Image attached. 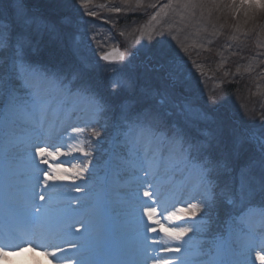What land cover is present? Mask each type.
<instances>
[{
  "label": "snow or ice",
  "instance_id": "snow-or-ice-1",
  "mask_svg": "<svg viewBox=\"0 0 264 264\" xmlns=\"http://www.w3.org/2000/svg\"><path fill=\"white\" fill-rule=\"evenodd\" d=\"M64 2L49 0L52 8L46 15L36 10L33 0H0V119L6 158L11 159L15 152L30 163L33 189L42 186L55 190L66 183L72 186V191L79 193L86 191L78 181L87 182L86 171L93 153L79 146L69 150L50 149L39 141L53 134L63 136L68 131L63 122L52 121L54 116L66 113L70 119L85 106L96 113L115 109L102 94L103 86L86 78L85 65L65 64L69 56L77 55L78 47L70 42L82 25L72 12L60 13L59 6ZM240 2L242 6L264 7L258 0ZM41 56L47 57V64L37 61ZM103 58L108 59L107 56ZM120 59L124 60L123 53ZM141 67L140 76L125 74L108 85L112 96L126 93L131 97L116 106L119 114L112 125L114 132L108 152L113 162L112 178L124 176L135 185L137 204L146 202L140 199L141 192L147 201H151L143 209L148 226L141 239L145 244L156 243V238L150 234L162 233L172 241L164 252L183 253V257H151L153 264H190L189 250L184 247L185 238L194 228L197 231L202 228L185 226L181 222L195 221L211 206L224 209L230 219V223L224 225L227 235L219 237L216 253L219 260L214 264H225V257H230L227 264H251L256 236L247 217L256 210L249 208L247 213L242 211L232 215L228 209L250 205L257 197L264 201V128L243 127L229 115L221 114L223 101L214 96L207 98L203 106L189 103L187 98L195 87V77L183 58L161 49L149 53ZM138 105L139 110H136ZM174 117H182L183 123ZM69 127L74 136L89 131L93 139L102 135L91 122ZM14 128H26L29 134L15 135ZM75 153L89 158L88 163L83 167L69 166L62 161L50 163ZM40 165H47V168L42 169ZM176 171L193 174L210 202L177 207L166 217L173 225L166 226L157 218L154 205L158 203L160 178ZM39 199H46L43 192ZM33 207V219L44 223L40 206ZM81 212L88 217L85 232L91 234V239L82 245H74L82 250L83 258L72 264H123L115 258L119 255L118 250L105 241L108 227L101 205L85 201ZM258 215L264 224V208ZM140 226L144 227L143 221ZM259 242L264 248V233ZM57 252L63 253L64 249L57 245L45 255L55 258ZM144 252L150 256L147 248ZM0 255L6 253L0 251Z\"/></svg>",
  "mask_w": 264,
  "mask_h": 264
},
{
  "label": "rangeland",
  "instance_id": "rangeland-1",
  "mask_svg": "<svg viewBox=\"0 0 264 264\" xmlns=\"http://www.w3.org/2000/svg\"><path fill=\"white\" fill-rule=\"evenodd\" d=\"M120 1L121 4L116 1L107 0L98 2L97 0H78L76 4H74V8L68 7L66 4L67 2H64L65 4L62 3L59 6L60 13L72 12V14L75 15L78 20H80V17L78 16H82V12H84V14H89V16H91L93 19L98 20L91 22H80L82 28L79 32L75 33L74 40L70 42V45L71 43H75L78 47L76 56L81 62L78 63V65H85L86 68H93L94 66L97 68H109L110 74H114L111 79H114L119 75L134 74L137 71L136 69L134 70L135 72L132 73L134 69V65L132 64V56L131 61L129 62L130 54L128 53L132 51H134L133 54L136 52L138 53L136 56H139L138 60L140 61V65H142V62H146V57L149 53H154L161 49L178 57H180L182 52L183 55H186L188 54L185 53L187 47L191 44L195 45L196 40L198 39L195 48L192 50L193 53L191 56H188L184 59L186 61L188 70L192 71L195 77V87L187 99L191 101V104L194 102L198 104L202 103V105H204L207 98L214 96L218 100L223 101L221 108L231 111V118L241 126L247 128H264V114L263 110L260 111V109H263L264 106V96L260 92H253L252 94L249 93L247 96L244 95L242 97L240 95L241 92L248 91L249 87L247 83H242V85L238 86L239 88H237L239 91L236 90V92L232 94L228 100L221 96L220 87L224 89L223 84L229 85L233 83L222 80L224 77L222 70L214 65V68H218V70L222 72V75H219L218 80H215L214 83H208L204 78V73H206V71L203 69V66L201 63H195L196 61L194 62L193 60H204V55H201V53L205 51L207 47H210V43L215 38V32H213L214 28L210 31L204 32L206 29L202 27L204 24L202 23L203 20H209L214 12L221 19L230 14L231 18H234V21L241 19L240 23H242L244 27H247L246 25L248 24L253 26L260 25L259 28L262 26L260 30L264 31V21L261 20L264 16V7L248 5L242 6L240 0H238L237 5L232 8L222 6L224 5L223 0H182L180 7L175 5V0ZM33 2L36 10L39 13L46 15L50 13L52 5L49 3V0H33ZM109 3L111 6H107ZM125 3L131 4L134 10L138 9L139 7L150 8V14L145 16L147 17V21L144 23L137 19L132 23L131 20L126 21L129 18V15H135V13H132L133 10L130 8L125 9L123 6ZM258 3L264 4V0H258ZM154 8H156L155 11H153ZM153 17L155 18L153 19ZM115 23L119 24L114 26ZM188 24L190 25V28H187ZM238 25L239 23L236 26L238 27ZM117 27L119 29H117ZM244 32L245 30L242 32V34ZM176 35H180L181 42L179 45H174L173 48L166 49L173 46L171 42H173L172 40ZM206 35H209V37H206ZM119 37L120 44L122 43V48L125 51L124 60L119 63L105 65V63L100 61L99 57L107 50L113 49L116 47V45H119ZM162 37H164L165 40L162 39ZM203 37H205L206 40L202 39ZM226 45L227 43L225 42L224 52L228 51L231 47L229 44V46ZM134 56L135 55H133V57ZM234 56V54L231 55V58ZM242 61L245 63L243 58ZM198 63L199 65H197ZM239 67V65L236 66V68L230 73V77L239 73ZM126 68L128 69V73ZM229 68H231V64L228 65V69ZM140 69L142 70V67H140ZM227 74H229V71L227 73L226 64V76ZM135 75L140 76L137 72ZM120 78L121 77H119V79ZM234 85L237 86L236 84ZM100 123H102V120L98 124ZM102 127L103 126L99 127V125H97L95 128L99 130ZM101 131L103 132V130ZM92 140L95 141V139L92 137H85V139L79 138L76 146L82 147L85 151L91 152L93 146H95L92 143ZM110 141L111 138L109 139V142ZM59 142L60 143L58 145L63 143L61 140ZM51 146L52 145H48L49 148H51ZM33 153L35 154L34 149ZM78 154L79 153H75V155ZM104 155L108 156V152L104 153ZM68 158H72V156L62 157L61 160L50 161V163L58 164L62 161L64 164H66L65 162ZM90 159L92 163V161H94L93 157L91 156ZM88 160L89 158H84V165L88 163ZM8 161V158H3V161H1L0 158V173L1 169L7 168L4 171L20 173L23 176V172L21 170H24L26 172L24 183L29 186V189L33 190L35 194L42 191L45 195L46 199L44 200V205L46 208L41 212V216L45 217V222L37 223L35 221L34 228L32 229V235L34 237L30 240L28 245L25 244L21 249L16 251L0 249V251L6 253V255H0V264H72L74 261L81 260L83 258V252L78 247H74V245H82L86 240L91 239V234L85 232V225L87 224L88 217L81 212L82 205L85 203V201H93L91 194L87 192L78 193L72 191V186L66 183L58 186L55 190L44 189L42 186L37 187L40 190L37 188L33 189L32 185L34 180L33 174H31L32 168L30 167L29 169H26L24 165L20 166L22 163L19 164L12 160V162H15L14 165L16 166H14L11 161ZM106 162L107 160L104 161L101 166L93 163L97 167H92L90 163L87 169L89 174H99L97 178L101 179L98 183L100 184L98 185L100 188L102 186L101 181L104 177L105 172L103 169L105 168ZM40 167L44 169L47 168V165H40ZM49 171L51 170L49 169ZM19 178H21V176H19ZM40 179L42 180V176ZM1 181L2 177L0 176V191L3 192L4 190L5 193V188L6 190L10 188L6 185L4 187ZM109 185L112 188L116 187V189H120L121 186L120 183H111V180L109 181ZM98 187L96 186V188H93L98 190ZM95 197L96 195L94 196V199ZM140 199L144 201L147 200L143 197L142 192L140 193ZM166 199L167 196L164 195L162 196L161 201L163 202ZM77 201H80L81 203L78 204ZM135 204H137L135 192L132 194H119L117 197H111L110 202L107 204H100L104 213V219L107 227H110L111 231L112 228H114L115 233L117 229V231H119V233L116 234L117 238L120 240L119 246H113L112 239L107 234L105 237L106 243L110 247L118 250L119 255L116 257H119V260L122 261L123 264H153L151 257L158 256L183 257V253L176 254L163 251V249L168 247L172 241L168 237H165L162 233H151L150 235L155 237L157 242L152 243L149 241L147 244H145V242L141 239V236L144 234V228L148 226V222L146 217L143 216V211L134 212L135 209L133 210V206ZM70 208L74 211H72ZM130 210H132V213H135L136 215L132 214ZM157 211V218L160 219L161 222L166 226H171V220L166 218L170 215H166L167 213L165 212H159L158 208ZM109 212L117 220L118 228H116L115 225L110 226L108 223L107 213ZM62 214L63 218L59 219L57 222V219ZM64 215L67 216L64 218ZM27 220L31 221L32 219ZM47 220L48 222H46ZM140 221H143L144 227L140 226ZM77 228H80L79 232L76 231ZM41 232L44 237H48L47 239H43V241L39 242L40 244L45 245L46 248L40 247L36 249V246L38 245V237L35 236L41 234ZM57 245L64 249L63 253L57 252L55 258L51 257L50 255H45V252H51ZM188 245L189 242L187 241V243L184 245L185 249H188L186 248ZM145 248L148 249L150 256L145 254ZM13 252H17V255H15ZM187 258H189L188 260L190 261V264H196V260L193 258L191 250L189 251Z\"/></svg>",
  "mask_w": 264,
  "mask_h": 264
},
{
  "label": "trees",
  "instance_id": "trees-1",
  "mask_svg": "<svg viewBox=\"0 0 264 264\" xmlns=\"http://www.w3.org/2000/svg\"><path fill=\"white\" fill-rule=\"evenodd\" d=\"M77 1L78 0H71V3H69L68 0H66L65 3L67 2L66 4L68 5V7L72 8L74 4H76ZM98 1H104V0H97V2ZM107 1H116L119 4H121L120 0H107ZM181 2L182 0L181 1L176 0L174 3L177 7H180ZM223 3L224 5L222 6H226L228 8H232L237 5L236 0H223ZM107 6H111L110 3ZM123 6L125 9L130 8L131 10H133L132 13L133 12L135 13V15H129V18L126 20V21L131 20V23L135 22L136 19L140 20V22L145 21L147 18L145 16H148L151 12L150 8H147V7L146 8L139 7L138 9L134 10L131 4L125 3ZM78 17H80V22H86L87 20L98 21L97 19H93L91 16H89V14H84V12H82V16H78ZM233 19L234 18L233 17L231 18L230 14H228L225 18L221 19L214 12L209 18V20L202 21V23H204L202 27L206 29L204 32L210 31L214 28L213 32H215V36H214L215 38L210 43L209 45L210 47H208L205 51L202 52L201 55H204V60L202 61H200L199 59L198 60L193 59V60L194 62L195 61L200 62L201 64L205 66V70H206L205 76H206V80L208 83H214L215 80H218L219 75L221 76L222 72L223 74H226V64L228 65L231 64V68L228 69L229 71H231L232 68L235 69L236 66L238 65L240 66V64L243 62L242 57L246 58L248 61H251V60L255 61L257 67L259 66V64H262L264 62V31L260 30L262 26L259 28L260 25L253 26V25L248 24L246 25L247 27H244L242 23H240L241 19H239L238 21L236 20L234 21ZM261 20L264 21V16H263V19ZM238 23L239 25L237 27L236 25ZM118 24L115 23L114 26H117ZM187 28H190L189 24ZM244 30L245 32L242 34ZM164 37H162V39H164ZM206 37H209V35H206ZM202 39L206 40L205 37H203ZM172 41L173 42H171V44L173 46L168 47L166 49H171L174 47V45L175 46L179 45V43L181 42L180 35H176ZM225 42L227 43L226 46H229V45L231 46L232 50H234L233 53L235 55L233 58H230L231 55H233V53L232 51L231 52L227 51L228 52L227 55L229 56L228 57L229 61L227 62H226L227 57L225 56L226 52H224ZM132 58H133L132 64L136 66L137 59L134 57ZM37 61L42 64L48 63L47 57L45 56L38 57ZM69 63L78 64L77 57L69 56L68 59L65 60V64H69ZM214 65L220 68L222 72L218 70V68L217 69L214 68ZM228 65H227V68H228ZM85 75H86V78L92 83L102 85L103 87L101 91L109 92L108 85L110 81L108 80H110V78L104 72H100L99 69L92 68V69L86 70ZM222 80L223 81L227 80L225 75L222 78ZM15 83L19 85L20 82L16 81ZM220 89H221V96L225 97L228 100L230 99V96L236 92V90L239 91V89H237L235 86H232V85H228V86L224 85V89L222 87H220ZM240 95L243 97L244 95L247 96L248 93L246 91H242ZM224 112H226V110H224Z\"/></svg>",
  "mask_w": 264,
  "mask_h": 264
},
{
  "label": "water",
  "instance_id": "water-1",
  "mask_svg": "<svg viewBox=\"0 0 264 264\" xmlns=\"http://www.w3.org/2000/svg\"><path fill=\"white\" fill-rule=\"evenodd\" d=\"M105 56H107L108 59L107 60L104 58H102V59L105 61H108V62H115V61L120 60V54L117 52V50L111 51V52L107 53Z\"/></svg>",
  "mask_w": 264,
  "mask_h": 264
}]
</instances>
